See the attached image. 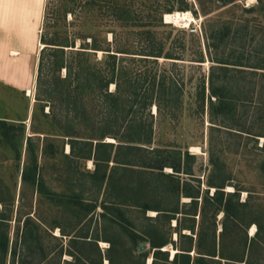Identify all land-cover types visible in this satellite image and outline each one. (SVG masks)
Returning <instances> with one entry per match:
<instances>
[{"label": "rangeland", "instance_id": "rangeland-1", "mask_svg": "<svg viewBox=\"0 0 264 264\" xmlns=\"http://www.w3.org/2000/svg\"><path fill=\"white\" fill-rule=\"evenodd\" d=\"M42 2L35 51L28 61H21L26 68V85L31 95L0 82V231L14 230L16 254H12L11 264H108V240L125 244L136 257L148 253L145 264H149L153 249L141 236L147 231L174 241L162 249L167 251L168 262L172 263L177 239L175 222L169 227L163 216L150 218L158 211L144 212L136 205L146 201L158 208L172 207L176 203L175 172L170 167H163L161 171L149 168L141 171L142 168L135 166L130 169L115 161L131 159L138 165L164 161L172 164L178 162L175 153L180 151L181 173L177 174L180 187L187 180L203 191L210 182L223 185L226 192L239 189L240 200L251 194L253 206L264 209V169L261 167L264 153L254 147V142L248 141L245 134L230 135L226 130L212 127L208 93L213 63L206 49V34L225 26L228 28L226 46L219 55L236 51L245 60L264 56V0H235L224 5L219 0ZM108 5L114 8L115 15ZM176 12H189L191 20L184 24L181 20L167 18ZM45 22L52 26L48 31L52 32L54 26L70 40H75V48H66L67 54L81 49L91 38L98 40L102 49L110 44L114 52L127 50L130 54L116 53V70L130 72L132 78L141 72L139 88L143 85L142 89L171 90L175 108L161 104L159 109L153 102L145 109L133 106L131 110L125 108L116 113L102 98L86 101V113L80 114L76 121L70 115L69 119L75 121L78 139L88 142L79 141L75 144L76 154L71 153L64 133L66 108L56 104L54 116L48 113V106L35 99V80L43 46L39 45V38ZM148 30L149 33H145ZM146 45L162 46L163 53L172 54L173 58L163 54L157 61L154 58L139 61L141 56L134 53ZM86 52L89 53H85V57L92 64L105 67L106 51L87 49ZM201 56L202 63L198 62ZM211 56L214 57L213 50ZM7 64L0 61V71ZM64 74L63 69L60 76ZM258 74L240 83L242 91L251 88L254 91L248 93L250 98L237 105V112L248 115L247 123H254L255 130L264 132V109L259 110L264 108L261 87L264 78H259ZM118 83L121 90L128 89L123 79L118 78ZM109 90H117L115 84H110ZM140 122L144 123L147 135L145 139L135 136L141 139V144H135L142 149L119 150L117 146L125 140L127 126ZM97 142L113 143V146H100L95 155ZM262 142L264 137H259L258 145ZM185 151L195 155L194 158L186 157ZM94 155L98 161L93 159ZM97 162L99 167L95 169ZM188 168L191 169L187 171ZM186 172L199 179H192ZM132 187L136 188V194H132ZM213 190L211 188L210 193ZM184 201L189 199L182 196L180 203ZM116 202L125 218L121 224L111 217L113 209L104 208V205L113 208ZM92 204L95 209L87 212V206ZM221 218L222 213L217 217V232L221 229ZM198 222L199 218L197 225ZM255 229L251 226L248 235L252 236ZM81 236H85L87 242L81 241ZM73 238L78 240L73 241ZM70 251L83 254L87 260L76 261ZM3 252L0 248L1 258L5 256ZM159 264L165 262L162 260Z\"/></svg>", "mask_w": 264, "mask_h": 264}, {"label": "trees", "instance_id": "trees-1", "mask_svg": "<svg viewBox=\"0 0 264 264\" xmlns=\"http://www.w3.org/2000/svg\"><path fill=\"white\" fill-rule=\"evenodd\" d=\"M89 4H93L95 0H90ZM223 5L233 3L235 0H219ZM109 6V5H108ZM115 15V10L109 6ZM248 10H251L250 8ZM52 26L44 23V29L41 31L39 42L43 45L40 51L38 61L37 75L35 80V96L36 101L48 106L50 111L54 113L55 105L65 107L67 110L66 123L64 126L65 136L68 137V144L70 152L76 154L75 144L79 141L88 142L83 138L78 139V132H76L75 121L80 114L86 113V101H93L97 97L106 100L109 103L110 109L116 113L119 110L128 108L132 109L133 106L145 109L153 102L157 108H161V104L168 105L171 109L175 108L173 99L174 94L169 89L154 87L149 89L139 88L137 85L141 82V72L136 73L135 76L129 77L130 72L123 69L117 71L116 53L130 54L127 50L114 52L110 44L106 49H102L98 40L91 38L90 42H85L80 46L81 49L70 50L67 54L66 48H75V40H70L68 35L63 34L58 28L48 31ZM48 29V30H47ZM148 30L145 33H149ZM226 31L228 28L221 26L217 30H210L206 34L207 52L213 65L210 67V88L208 93V101L210 105L211 121L214 128L219 130H226L230 135L235 133L239 136L246 135L248 141H253V146L264 153V142L259 146V137H264V132L255 130L254 123H247L248 115H241L237 111V105L248 99V93H253V89L242 91L239 85L242 81L245 82L246 78H252L258 73L259 78H264V56L255 58H247L246 60L242 55L236 51L222 56L219 51L226 46ZM87 49L94 51H106L104 60L105 67H98L92 64L90 60L85 57L89 53ZM84 50V51H83ZM211 50L214 51V57L211 56ZM139 61H146L154 58L157 61L161 58L163 53L162 46L154 48L146 45L138 50ZM240 51V50H239ZM222 54V53H221ZM166 58L171 57L172 54H164ZM77 56V57H75ZM178 59V58H174ZM198 62L202 63L203 57L201 56ZM65 71L63 77L60 76L61 70ZM119 79H123L125 84L128 85L127 90H121V85L118 83ZM147 75L143 78L146 81ZM155 78V77H154ZM153 78V80H154ZM110 84H115L116 89L114 92L109 90ZM165 79L161 81L164 86ZM252 85H257L253 83ZM264 89V84H261ZM205 88L202 89V99L204 100ZM211 98H214L212 100ZM250 98V97H249ZM176 104V103H175ZM264 108H259L262 110ZM75 118L69 119L70 116ZM75 127V128H74ZM135 127V128H134ZM144 123L140 122L137 125H128L124 135V141L118 144L119 150H140L142 147L135 143L141 144V139H145V131L143 129ZM104 132L100 134V137ZM118 137L116 134H112ZM91 139V138H89ZM143 141H147L143 140ZM92 143V142H90ZM100 146H113V143L97 142L95 147V155ZM175 154L178 156V162L168 163L162 162L161 164H135L131 159L123 162L115 161L117 164L124 165L130 169L138 167L143 171L145 168L155 170H162L163 167H170L175 172V179L177 184L174 185V194L176 195V203L171 207L158 208L152 206L148 202H143L139 206L142 211L155 210L158 211L156 216L150 217L151 219H159L165 217V222L173 226L177 239L175 241V253L173 255V262H168V253L162 250L168 243L174 244V241H169L163 236H159L157 232L147 231L142 232L141 236L144 237L151 245L153 254L150 264H159L164 261L165 264H264V209H259L253 206L251 194H248L245 200H240V190L226 192L223 185L208 184V188L203 191L201 187L193 186L189 181L184 180L183 186L180 187L181 166L180 158L181 152ZM188 158H194L195 155L189 154L188 151L184 152ZM82 155V154H81ZM83 155H85L83 153ZM94 160L98 161V158ZM97 157V156H96ZM211 160L214 163L213 154L211 153ZM99 162L96 163L95 169H98ZM264 169V164L261 165ZM191 168H188L189 171ZM192 179H199L193 176V173L186 172ZM199 181V180H197ZM213 192L210 193V189ZM136 188H131L132 194H136ZM165 190H169L166 188ZM188 198L189 201L180 203L181 197ZM135 201V200H134ZM136 202V201H135ZM83 205V204H82ZM118 202L113 203L111 217L118 223L125 221L124 214L119 208ZM95 204L87 206V212L93 211ZM222 213L221 229L218 230V215ZM199 218L198 225L196 224ZM27 223V222H26ZM255 226V232L252 236L248 235V229ZM30 231V230H29ZM31 235L32 232L30 231ZM73 241L78 240L76 238ZM81 241H85V236H81ZM110 243L107 251L106 260L108 264H145L148 253L135 256L125 244H117L113 240H108ZM6 248V247H5ZM6 251V249H4ZM13 256L16 254V246L14 244ZM70 255L78 262L86 259L83 254L76 251H70ZM129 254L125 258V255ZM116 258L118 260H116ZM140 259V261L138 260ZM75 261V262H76ZM101 264V262H99Z\"/></svg>", "mask_w": 264, "mask_h": 264}, {"label": "crops", "instance_id": "crops-1", "mask_svg": "<svg viewBox=\"0 0 264 264\" xmlns=\"http://www.w3.org/2000/svg\"><path fill=\"white\" fill-rule=\"evenodd\" d=\"M42 6V0H0V61L8 62L0 71V82L6 87L29 89L26 68L21 61H28L35 51ZM21 10L24 11L21 13ZM13 237L14 230L0 231V248L2 252L6 249L5 256H0V264L13 261Z\"/></svg>", "mask_w": 264, "mask_h": 264}, {"label": "bare ground", "instance_id": "bare-ground-1", "mask_svg": "<svg viewBox=\"0 0 264 264\" xmlns=\"http://www.w3.org/2000/svg\"><path fill=\"white\" fill-rule=\"evenodd\" d=\"M191 17L192 16H191V14L189 12H176L173 15H169V17H167V18L172 19L174 21L181 20L185 24V23H188L191 20ZM39 45L40 46L42 45L41 42L39 43ZM26 92H27V95H31V89H28ZM192 149H193V151H196L197 152V148H194L193 147ZM252 230H254V228ZM151 260L152 259L149 258V260H148L149 264H150Z\"/></svg>", "mask_w": 264, "mask_h": 264}]
</instances>
